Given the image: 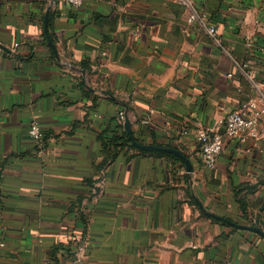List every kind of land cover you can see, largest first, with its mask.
<instances>
[{
  "label": "crops",
  "instance_id": "crops-1",
  "mask_svg": "<svg viewBox=\"0 0 264 264\" xmlns=\"http://www.w3.org/2000/svg\"><path fill=\"white\" fill-rule=\"evenodd\" d=\"M194 2L208 20L177 0H0L1 264H264L239 226L264 232V138H224L210 169L197 140L264 85V0ZM125 117L192 172L104 147Z\"/></svg>",
  "mask_w": 264,
  "mask_h": 264
},
{
  "label": "built area",
  "instance_id": "built-area-1",
  "mask_svg": "<svg viewBox=\"0 0 264 264\" xmlns=\"http://www.w3.org/2000/svg\"><path fill=\"white\" fill-rule=\"evenodd\" d=\"M61 1L78 7L82 5L85 0ZM177 1L189 8L188 18L190 20H208L207 14L204 11L198 10L194 0ZM207 31L212 39L219 42L215 25H207ZM121 118H123L122 114ZM141 121L147 122V119L142 118ZM222 125L223 132L210 128L200 129L197 133L201 165L205 168L210 169L214 167L215 161L223 148L224 138L238 140H244L248 136L264 138V85L260 87L259 94L257 96H250L243 99L238 107L228 111L222 119ZM27 133L35 145L36 152L42 153L45 149L46 139L40 124L37 121H32L28 125ZM4 245V241L0 239V250ZM79 249H82V245L78 246V250ZM200 264L221 263L217 260H204Z\"/></svg>",
  "mask_w": 264,
  "mask_h": 264
},
{
  "label": "water",
  "instance_id": "water-1",
  "mask_svg": "<svg viewBox=\"0 0 264 264\" xmlns=\"http://www.w3.org/2000/svg\"><path fill=\"white\" fill-rule=\"evenodd\" d=\"M51 45L53 47L52 43H51ZM124 127H125V130H126V133H127L128 137H129V139H130V141H131V143L133 144L134 147H136V148H138L140 150H145V151H158V150H161V151H165V152H168V153H172V154L176 155L177 157H179L181 160L184 161L187 172H192V164H191L189 158L180 149H178L176 147L168 146V145H160V144H154V143H143V142H140V141L136 140L134 135H133V133H132V128H131V125H130V121L128 120L127 117L124 118ZM239 226H243V227H246V228H249V229L256 230V231L260 232L264 236V232L261 231L260 229H258L257 227L248 226V225H239Z\"/></svg>",
  "mask_w": 264,
  "mask_h": 264
},
{
  "label": "trees",
  "instance_id": "trees-1",
  "mask_svg": "<svg viewBox=\"0 0 264 264\" xmlns=\"http://www.w3.org/2000/svg\"><path fill=\"white\" fill-rule=\"evenodd\" d=\"M111 131H112V135H109L110 137L108 136L107 139L103 138L104 139V141H103L104 147L108 146V147H110V149H111V147L114 149L115 146L118 144H125L131 148L136 149V147L133 146V144L131 143V141H130L127 133H126L123 121H120L119 123H117ZM155 143H157V141ZM158 144H160V143H158ZM113 149H111V150H113ZM157 152L158 153H165V154H168L172 157L179 159V157H177L176 155H174L172 153H168V152L161 151V150H158ZM239 201H240V206L243 208L244 207L243 201L241 199H239Z\"/></svg>",
  "mask_w": 264,
  "mask_h": 264
}]
</instances>
